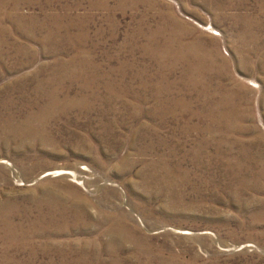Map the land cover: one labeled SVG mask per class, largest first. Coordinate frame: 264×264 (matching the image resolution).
<instances>
[{"label": "rangeland", "instance_id": "374dc122", "mask_svg": "<svg viewBox=\"0 0 264 264\" xmlns=\"http://www.w3.org/2000/svg\"><path fill=\"white\" fill-rule=\"evenodd\" d=\"M0 264H264V0H0Z\"/></svg>", "mask_w": 264, "mask_h": 264}, {"label": "bare ground", "instance_id": "6f19581e", "mask_svg": "<svg viewBox=\"0 0 264 264\" xmlns=\"http://www.w3.org/2000/svg\"><path fill=\"white\" fill-rule=\"evenodd\" d=\"M232 121V120H231ZM63 174V173H66V171L64 170H61V169H58V170H55V171H51L49 170V172L47 171V174Z\"/></svg>", "mask_w": 264, "mask_h": 264}]
</instances>
